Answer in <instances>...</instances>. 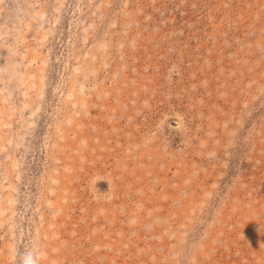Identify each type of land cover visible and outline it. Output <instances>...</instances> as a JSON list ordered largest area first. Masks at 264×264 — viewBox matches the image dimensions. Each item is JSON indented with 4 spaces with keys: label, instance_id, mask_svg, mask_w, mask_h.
<instances>
[{
    "label": "rangeland",
    "instance_id": "1",
    "mask_svg": "<svg viewBox=\"0 0 264 264\" xmlns=\"http://www.w3.org/2000/svg\"><path fill=\"white\" fill-rule=\"evenodd\" d=\"M0 264H264V0H0Z\"/></svg>",
    "mask_w": 264,
    "mask_h": 264
}]
</instances>
